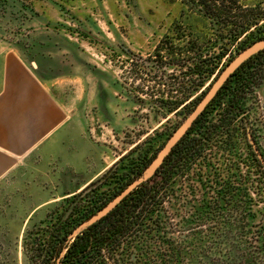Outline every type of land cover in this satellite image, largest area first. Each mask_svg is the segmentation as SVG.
<instances>
[{
    "label": "rangeland",
    "instance_id": "374dc122",
    "mask_svg": "<svg viewBox=\"0 0 264 264\" xmlns=\"http://www.w3.org/2000/svg\"><path fill=\"white\" fill-rule=\"evenodd\" d=\"M210 32L193 0H0V45L18 50L65 107L68 126L0 179V264H30L29 230L63 209L62 198L93 180L95 187L124 156L99 188L107 197L132 174L130 161L160 149L196 103L183 105L208 84L193 93L187 60L195 54L186 42L204 52ZM256 96L248 119L264 156V81ZM261 219L256 213L238 239L234 264H264ZM208 257L206 264L233 262L225 253Z\"/></svg>",
    "mask_w": 264,
    "mask_h": 264
},
{
    "label": "trees",
    "instance_id": "16d2710c",
    "mask_svg": "<svg viewBox=\"0 0 264 264\" xmlns=\"http://www.w3.org/2000/svg\"><path fill=\"white\" fill-rule=\"evenodd\" d=\"M243 1L193 0L211 29L204 52L196 51L195 39L186 42V52L198 54L187 60L193 93L208 84L183 107L197 104L226 63L264 36V0ZM263 81L264 49L228 77L151 177L74 236L80 223L141 176L156 152L130 161L132 174L107 197L99 188L124 156L95 187L93 180L62 198L63 209H52L33 235L29 230L30 264H206L210 254L224 253L234 264L238 239L249 234L256 213L264 215V156L247 108L252 99L259 105Z\"/></svg>",
    "mask_w": 264,
    "mask_h": 264
},
{
    "label": "crops",
    "instance_id": "0c3cea01",
    "mask_svg": "<svg viewBox=\"0 0 264 264\" xmlns=\"http://www.w3.org/2000/svg\"><path fill=\"white\" fill-rule=\"evenodd\" d=\"M67 128L65 107L15 47L0 45V179Z\"/></svg>",
    "mask_w": 264,
    "mask_h": 264
},
{
    "label": "water",
    "instance_id": "95a60500",
    "mask_svg": "<svg viewBox=\"0 0 264 264\" xmlns=\"http://www.w3.org/2000/svg\"><path fill=\"white\" fill-rule=\"evenodd\" d=\"M264 49V36L252 41L243 49L238 51L221 69L220 72L217 73L216 76L212 79L211 83L208 85L207 90L204 92L203 96L191 110V112L183 119V121L173 130L170 136L165 140L160 149L156 152V154L152 157L150 162L144 168L141 176L132 182H130L121 192H119L116 196H114L111 200H109L102 208H100L97 212L92 214L88 219L80 223L71 233V236H74L79 231H81L86 226L94 223L102 216L107 214L110 210H112L116 204L133 188L138 186L141 182L147 180L151 177L159 165L163 162L164 158L171 151L173 146L178 142V140L185 134L188 128L192 125L194 120L201 114L206 105L212 100V98L216 95L217 91L221 88L224 82L228 79V77L248 58L258 53L259 51Z\"/></svg>",
    "mask_w": 264,
    "mask_h": 264
}]
</instances>
